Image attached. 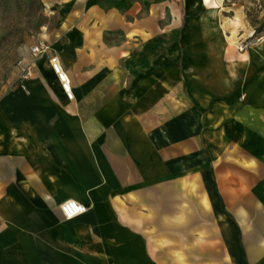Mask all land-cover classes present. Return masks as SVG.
Segmentation results:
<instances>
[{"label":"crops","instance_id":"1","mask_svg":"<svg viewBox=\"0 0 264 264\" xmlns=\"http://www.w3.org/2000/svg\"><path fill=\"white\" fill-rule=\"evenodd\" d=\"M180 1H61L73 100L42 57L0 101V264H264L258 190L188 171L222 121L264 129V33L223 36L219 6L189 28ZM67 200L86 213L66 220Z\"/></svg>","mask_w":264,"mask_h":264},{"label":"rangeland","instance_id":"2","mask_svg":"<svg viewBox=\"0 0 264 264\" xmlns=\"http://www.w3.org/2000/svg\"><path fill=\"white\" fill-rule=\"evenodd\" d=\"M61 1L0 0V101L10 92L24 91L18 64L28 57L34 43L40 38L48 40L52 45L66 41L62 31L67 30L68 24L59 14ZM214 1L220 7V19L225 32L223 36L232 35L230 37L234 36L235 39L238 35L237 28L240 26L244 28L242 21L252 25L255 34L264 33V0ZM179 4L184 15L183 25L187 22L189 28L196 27L212 9L204 4L203 0H181ZM229 25L234 29L232 34L225 31V26ZM179 28L181 29L180 26ZM192 41H196V36L190 38V42ZM248 43H241L239 49L247 46L243 51L248 50L250 48ZM180 58L178 53L173 59ZM228 114L227 112L226 115ZM243 120L245 121L244 118ZM246 121L248 125L245 122L243 131L240 130V120L230 118L227 125H222L224 123L222 121L219 126L220 136L214 138L215 141H219L220 145L216 150L220 151V154L215 155L213 161L211 159L213 149L207 144L203 147L199 144V148L195 149L196 154L190 153L188 171L201 174L202 178L200 177L198 183L205 190L218 188L219 184L222 187L230 185L229 181H215L216 174H230L231 185L237 189L258 190L262 196L253 198L250 203L251 212L243 210V214L249 220H264V209L258 208L264 205V129L252 130L251 121L249 123ZM192 155L198 156L197 163H195L197 157L192 158ZM189 183L191 187L197 182ZM238 209L242 210L239 206Z\"/></svg>","mask_w":264,"mask_h":264},{"label":"built area","instance_id":"3","mask_svg":"<svg viewBox=\"0 0 264 264\" xmlns=\"http://www.w3.org/2000/svg\"><path fill=\"white\" fill-rule=\"evenodd\" d=\"M246 47L242 46L240 49L243 50ZM42 57L49 59L51 68L57 76L62 90L69 100H73L74 95L71 79L62 66L59 54L53 48L52 44L44 38H40L34 43L30 48L28 57L18 64L21 73L22 88L24 90L27 89L24 83L34 78L38 70V62ZM86 211L87 208L83 204L74 200H67L61 205V212L66 220H73L86 213Z\"/></svg>","mask_w":264,"mask_h":264},{"label":"bare ground","instance_id":"4","mask_svg":"<svg viewBox=\"0 0 264 264\" xmlns=\"http://www.w3.org/2000/svg\"><path fill=\"white\" fill-rule=\"evenodd\" d=\"M204 4L210 6L213 10L211 11V15L215 16L216 11L215 9L218 8V4L214 0H203ZM232 81L230 79H225V84L228 85Z\"/></svg>","mask_w":264,"mask_h":264}]
</instances>
